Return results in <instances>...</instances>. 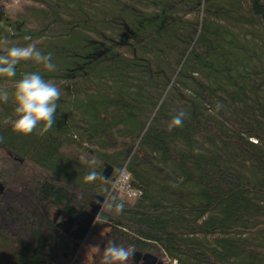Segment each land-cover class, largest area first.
I'll use <instances>...</instances> for the list:
<instances>
[{
	"label": "trees",
	"instance_id": "1",
	"mask_svg": "<svg viewBox=\"0 0 264 264\" xmlns=\"http://www.w3.org/2000/svg\"><path fill=\"white\" fill-rule=\"evenodd\" d=\"M26 1L0 11V41L56 69L22 61L0 88L38 72L61 97L54 127L29 135L0 101V149L20 163L0 192V264H101L108 243L136 262L264 264V0ZM123 168L132 202L112 191Z\"/></svg>",
	"mask_w": 264,
	"mask_h": 264
},
{
	"label": "clouds",
	"instance_id": "2",
	"mask_svg": "<svg viewBox=\"0 0 264 264\" xmlns=\"http://www.w3.org/2000/svg\"><path fill=\"white\" fill-rule=\"evenodd\" d=\"M24 39L31 41L32 37L25 36ZM0 44L3 45V48L0 49V77L15 78L17 65L22 61H34L49 72L56 69V65L52 62V53H43L35 43H28L25 46H8L7 39H4L0 41ZM10 97L15 105V119L11 122L13 131L29 135L41 125L45 130L54 127L61 89L53 81L46 80L38 72L25 73L15 82L11 93L5 88H0V101L7 103ZM220 107L222 106L217 105L216 111ZM187 115L184 111L178 112L173 116L170 127H182ZM96 176L95 171H90L85 180L94 181ZM116 208L122 211L123 203L117 204ZM96 247L99 249L100 245ZM135 253L134 246L124 247L108 243L102 250L101 264H128Z\"/></svg>",
	"mask_w": 264,
	"mask_h": 264
},
{
	"label": "rangeland",
	"instance_id": "3",
	"mask_svg": "<svg viewBox=\"0 0 264 264\" xmlns=\"http://www.w3.org/2000/svg\"><path fill=\"white\" fill-rule=\"evenodd\" d=\"M33 5L31 2L26 0H0V11L6 13L8 16L18 17L30 10ZM20 163L15 160L11 159L8 153L0 149V192H3L6 187V182L11 178L14 173L20 169ZM116 177V173L114 175V180ZM114 182V181H113ZM134 199H129V201H133ZM105 227H102V229ZM78 229V226H74L72 228L73 231ZM93 231L91 229L88 232L87 237L81 241L79 247H76L75 253L78 254L80 251L84 253L85 259L87 262H89L96 249L97 245L100 244L101 238L99 235L92 234ZM146 255H142L141 260L136 262V259L133 257V259L128 262V264H146L148 261L145 259ZM158 256V255H157ZM160 257V256H159ZM161 264H176L175 262H172L168 258H161L159 259V262Z\"/></svg>",
	"mask_w": 264,
	"mask_h": 264
},
{
	"label": "built area",
	"instance_id": "4",
	"mask_svg": "<svg viewBox=\"0 0 264 264\" xmlns=\"http://www.w3.org/2000/svg\"><path fill=\"white\" fill-rule=\"evenodd\" d=\"M112 191L118 192L128 199H135L139 196V191L130 184V174L123 168L115 177L112 185Z\"/></svg>",
	"mask_w": 264,
	"mask_h": 264
},
{
	"label": "water",
	"instance_id": "5",
	"mask_svg": "<svg viewBox=\"0 0 264 264\" xmlns=\"http://www.w3.org/2000/svg\"><path fill=\"white\" fill-rule=\"evenodd\" d=\"M110 173H111V170H110V169H106V171H105V177L109 176ZM92 224H93V222L91 221V222L89 223L88 231H89L90 227L92 226ZM72 225H73V222H72V224L69 226V228H71ZM141 258H142V257H138L137 262H138L139 260H141ZM145 259L148 261V263H146V264H161V263H158L159 260H158L157 258H152L151 256H146Z\"/></svg>",
	"mask_w": 264,
	"mask_h": 264
}]
</instances>
